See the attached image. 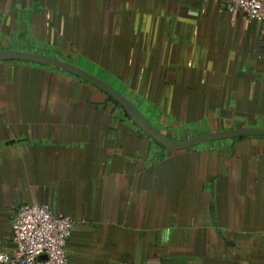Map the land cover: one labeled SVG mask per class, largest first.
<instances>
[{
	"label": "crops",
	"instance_id": "obj_1",
	"mask_svg": "<svg viewBox=\"0 0 264 264\" xmlns=\"http://www.w3.org/2000/svg\"><path fill=\"white\" fill-rule=\"evenodd\" d=\"M1 51L70 62L172 141L264 129V20L223 0H0ZM23 204L72 219L70 264H264V136L169 151L92 84L0 62V251Z\"/></svg>",
	"mask_w": 264,
	"mask_h": 264
},
{
	"label": "built area",
	"instance_id": "obj_2",
	"mask_svg": "<svg viewBox=\"0 0 264 264\" xmlns=\"http://www.w3.org/2000/svg\"><path fill=\"white\" fill-rule=\"evenodd\" d=\"M227 13L264 20V0H223ZM74 222L45 205H20L11 222L13 249L0 251V264H70L67 241ZM45 259H42V257Z\"/></svg>",
	"mask_w": 264,
	"mask_h": 264
},
{
	"label": "water",
	"instance_id": "obj_3",
	"mask_svg": "<svg viewBox=\"0 0 264 264\" xmlns=\"http://www.w3.org/2000/svg\"><path fill=\"white\" fill-rule=\"evenodd\" d=\"M5 61H25L42 66H49L72 74L90 84L97 87L101 91L105 92L110 98H112L127 114L132 123L138 127L143 133L150 137L154 142L163 146L169 151H180L188 148L195 147L203 143H211L222 140H229L242 137H260L264 136V129L262 128H242L236 130H226L221 132L207 133L200 136L192 137L183 141H172L163 135L156 128L150 126L144 118L139 114L133 104H131L125 97L119 92L111 88L106 83L95 78L94 76L86 73L85 71L67 64L65 62L58 61L56 59L46 57L39 54L22 53L15 51H1L0 62ZM42 259H45L43 256Z\"/></svg>",
	"mask_w": 264,
	"mask_h": 264
},
{
	"label": "rangeland",
	"instance_id": "obj_4",
	"mask_svg": "<svg viewBox=\"0 0 264 264\" xmlns=\"http://www.w3.org/2000/svg\"><path fill=\"white\" fill-rule=\"evenodd\" d=\"M47 57H48V56H47ZM65 63H66V62H65ZM69 63H70V62H69ZM69 63H68V64H69ZM71 65L74 66L73 64H71ZM75 67H76V66H75ZM102 79H103V78H102Z\"/></svg>",
	"mask_w": 264,
	"mask_h": 264
}]
</instances>
